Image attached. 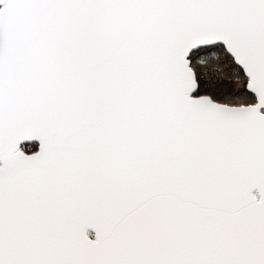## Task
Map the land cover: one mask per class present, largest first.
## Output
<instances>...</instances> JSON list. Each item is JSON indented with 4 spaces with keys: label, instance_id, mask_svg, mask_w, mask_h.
<instances>
[{
    "label": "snow or ice",
    "instance_id": "6c2138e0",
    "mask_svg": "<svg viewBox=\"0 0 264 264\" xmlns=\"http://www.w3.org/2000/svg\"><path fill=\"white\" fill-rule=\"evenodd\" d=\"M0 264H264V0H0Z\"/></svg>",
    "mask_w": 264,
    "mask_h": 264
}]
</instances>
